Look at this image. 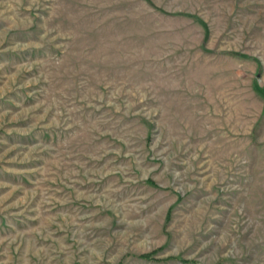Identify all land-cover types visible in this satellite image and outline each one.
<instances>
[{
  "label": "rangeland",
  "instance_id": "1",
  "mask_svg": "<svg viewBox=\"0 0 264 264\" xmlns=\"http://www.w3.org/2000/svg\"><path fill=\"white\" fill-rule=\"evenodd\" d=\"M0 264H264V0H0Z\"/></svg>",
  "mask_w": 264,
  "mask_h": 264
},
{
  "label": "trees",
  "instance_id": "2",
  "mask_svg": "<svg viewBox=\"0 0 264 264\" xmlns=\"http://www.w3.org/2000/svg\"><path fill=\"white\" fill-rule=\"evenodd\" d=\"M155 254H156V251H153V252H149V253H144L142 255H140V257L144 258V259H147V260H166V259H171L172 257H167V258H162V259H159V258H156L155 257ZM181 261H185V262H189L190 260H187V259H184V258H179Z\"/></svg>",
  "mask_w": 264,
  "mask_h": 264
}]
</instances>
